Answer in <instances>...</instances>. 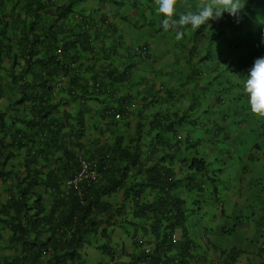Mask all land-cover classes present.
<instances>
[{"label": "clouds", "instance_id": "9594fccd", "mask_svg": "<svg viewBox=\"0 0 264 264\" xmlns=\"http://www.w3.org/2000/svg\"><path fill=\"white\" fill-rule=\"evenodd\" d=\"M69 1L53 0V3L60 6ZM88 3L80 7L83 8L84 24H82L83 18L80 19L78 13L76 16L80 27L90 33L89 51L91 52L86 55L88 58L84 59L82 64L83 69H88L96 76L95 78H99L93 89L96 92L92 97L93 100L85 102L79 98L78 93L75 101L66 102L65 96L60 95L59 90L70 84L69 76L56 73L50 93L52 98L64 100L58 102L54 113L49 115L48 122L55 120L50 128H32L33 134L40 137L39 149L37 143L32 145L20 142L22 136L32 135L31 131L26 129L27 121L32 119V114L24 115L29 105H25L24 109L20 110L16 106L14 109L6 110L2 109L5 105L1 103L0 113L4 114L5 125L0 138L3 143L9 145V159L14 152L10 151V147L16 150L30 147L24 163H30L28 166L31 170H47L48 173L44 178H40L41 180H61V189L65 197L70 190H73L79 199H83L82 203L86 197L87 201L92 200L94 203L92 197L94 192L89 190L101 183L100 169L104 168H99L103 163L99 157L102 152L113 146L114 137L123 133L125 129L126 133L133 134L136 121L143 124L145 129L155 136L156 127H153L150 121L153 123L156 113H160L166 120L164 113L168 110L170 119L166 121L174 122L175 126L179 118L184 117L181 125L176 128L178 136L172 139V147L168 143L166 146L168 151L163 152L160 147L150 144L144 138L139 152L141 164L145 165L144 160L147 159L150 165L160 154H167L178 145L183 153L187 143L199 142L201 147L207 148L202 149L197 156L204 160L210 179L209 183L207 181L202 183L203 195L193 193L197 194L194 205L200 206L207 195L214 197L216 190L218 191L220 169L219 166L215 167L217 165L215 161L226 163L227 157H230L229 147L233 143H238L234 138L240 131L250 132L249 134L253 132L257 135L260 140H255L254 146L259 149L255 147L252 156L264 157V148L260 146L264 144V0H88ZM205 33L215 39L210 42ZM209 45L210 54H208ZM70 52L73 55L76 50L71 47ZM77 53L85 55L83 52ZM76 73L79 75V81L84 71L81 70L79 73L77 69ZM118 79L122 81L118 82ZM123 83L129 87L130 92L137 93L138 97L155 101L152 97L154 95L157 103L143 107L142 113H139V99L138 102L133 101L127 106L129 113L124 119L120 113H116L112 104L107 111L105 107L107 98L100 91L107 88L106 93L112 95L116 103H120L119 89L120 84ZM167 88H171L169 94ZM62 105L64 108L61 111L59 106ZM177 108L180 109L179 112H176ZM18 111H22L23 117L18 119L20 127L14 129L16 124L14 116ZM104 112L106 115L102 117ZM116 123L126 125L124 130L114 126ZM151 128L152 131L149 130ZM243 128L245 130H242ZM186 141L187 143H184ZM19 142L24 146L19 147ZM239 142L243 143L242 140ZM44 145L45 152L29 161L36 154L35 151H41ZM202 152H205L206 156ZM171 154L170 152L169 155ZM209 155L213 159L212 162L207 161ZM107 158L108 156H105L104 161H107ZM8 161L4 165L6 170H9ZM38 162L44 163L39 165ZM62 162L64 164L61 166ZM24 163L21 164V169H24ZM176 164L175 162L174 166H166L174 173L167 179L172 186L167 190L166 197L184 203L180 198L172 196L171 191L183 181L188 192L192 193L186 185V179L195 174L196 170H189L186 164L182 165L180 162ZM48 165H52V170L56 171L58 177L54 176ZM175 167L180 168V172H186L182 181L176 178ZM132 172L129 177L133 175ZM38 188L49 192L53 203L54 191L39 186L28 201V208L38 197L41 211L38 212L37 217L42 215L47 217L52 213V207L50 206L51 208L46 211L42 196L37 192ZM147 189L146 187L143 193ZM121 191L124 195V189L120 188L99 198V204L109 206L107 212L100 215L104 224L115 225L117 221L114 223L111 221L120 218L123 209L129 204L132 206V210L129 211L130 221L123 220V222L130 225L141 219V225L145 222H150L151 225V219L144 221L142 217L132 218L131 201L124 203V198L117 204L111 199V202L108 201ZM143 193L138 199L139 203H147L142 201ZM15 195L18 196L16 192ZM43 211L45 214L42 213ZM58 211H61V208ZM23 212L26 219L21 218L22 228L28 227L31 223L28 219L34 221L36 211L24 208ZM0 215L4 217L5 226L12 231V240L17 243V252L21 255L8 264H39L40 259H46L48 263L56 255V250L48 241L50 233L44 232L43 242L48 244L40 250L36 260L33 253L23 247L27 240H35L36 233L31 231L19 239L17 230L11 229L18 219L13 217L14 209L7 215L6 213ZM153 217L154 214L151 218ZM45 227L49 228V225ZM131 227L134 242L140 244V253L148 262L156 247L154 237L151 240L139 238L137 233L139 228ZM151 232L150 229V234ZM181 239L182 232L178 229L171 235L170 242L174 245ZM185 239L190 241L187 237ZM189 246L188 252H194V244L189 243ZM146 249L149 250L148 253ZM171 251L174 254L169 255ZM171 251L164 253L159 264H179L176 250Z\"/></svg>", "mask_w": 264, "mask_h": 264}, {"label": "trees", "instance_id": "16d2710c", "mask_svg": "<svg viewBox=\"0 0 264 264\" xmlns=\"http://www.w3.org/2000/svg\"><path fill=\"white\" fill-rule=\"evenodd\" d=\"M13 1L12 15H14L10 22L7 21L6 14H0V103H4L5 107L2 109L6 110L14 109L15 106L20 110L21 108L24 109L25 105H29L26 110L32 114V119L27 121L26 129L30 130L32 135L29 137L22 136L20 142L32 145L37 143L36 146L38 147L40 137L33 134L32 128H50L55 120L48 122L47 119L49 115L54 113L57 103L64 100L63 98H52V93H50L56 79V73L69 76L70 84L59 90L60 95L65 96L66 102L75 101L78 98L76 95L78 93L79 98L85 102L93 100L92 97L95 96L96 92L93 89L99 78H95L96 76L88 69H83L82 64V61L88 58L86 55L91 52L89 51L91 48L89 46L91 43L90 33L80 27L76 16L78 13L80 19L83 18L82 24H84L83 8L80 9V7H83L84 3H89L88 0H70L65 5L56 6L53 0ZM74 8L75 11H73ZM15 12H17L16 15ZM9 30L11 31L10 35L8 34ZM205 35L209 37L210 42L215 39H212V36L207 33ZM71 47L76 50L73 55L70 52ZM58 51H60L59 54ZM77 52H83L85 55ZM210 53L209 45L208 54ZM77 69L79 73L81 70L84 71L79 81ZM121 81L122 79H118V82ZM134 86L136 88L135 84ZM106 90L107 88L100 91L107 98L106 110L108 111L112 104L113 109L116 113L121 114L122 119L128 115L127 106L131 105L133 101L138 102L139 99V113H142L143 107L157 103L154 95L152 97L155 101L138 97L137 93L130 92L129 87L124 83L120 84V103H116L112 95L106 93ZM167 92L169 94L171 88H167ZM175 110L176 112L180 111L179 108ZM104 114L106 115V112L101 116L104 117ZM164 115L166 120L170 119L168 110ZM3 116L4 114L0 113V133L5 125ZM166 120L160 113H156L153 123L150 121V124L156 127L155 136L146 130L139 121H136L133 134L126 133V129L124 130L126 125H119V123L114 125L120 127L124 132L115 136L113 146L104 150L99 157L100 161L103 162L99 168H104L100 169L101 183L89 190L94 192L92 193L94 203L92 200L87 201V197L82 203L83 199H79L73 190H70L65 197L61 189V180L47 181L37 178L40 170H31L28 166L30 163H24L25 176L22 177L16 171L6 170L4 165L10 157L9 145L3 143L0 138V182L5 186L4 191H7L10 198L9 202L0 208V214L6 213L7 215L10 210L14 209L13 217H18V219L11 229L17 230L19 239L31 231L36 233L35 240L31 241L28 237L29 240L23 244V247L33 253L37 260L40 250L48 244L43 242V233H50L48 241L56 250V255L47 264H82L79 250L84 246V237L98 232L99 227L105 223L100 215L105 214L109 209V206L99 204V198L123 188L124 203L129 200L133 204L132 218L142 217L144 221L152 220L150 229L156 244L154 253L148 262L141 254L135 264H159L164 253L171 250H176L179 264H186L185 259L191 256L188 252L191 242L185 239L187 237L185 228L186 209L181 201L166 197L167 190L172 186L167 179L174 175L166 166H174L175 162L177 164L180 162L182 165L186 164L189 170L195 169L196 173L186 179V185L192 193H198L199 196L204 193L202 183L205 181L209 183L210 179L204 166V160L197 156L202 151L199 142L189 144L186 141L184 143H187V146L183 153L178 145L175 149H171V155H169L170 152L160 154L147 167L141 164L139 152L140 144L144 138L150 144L160 147L162 152L168 151L166 148L168 143L172 147V139L178 136L176 128L181 125L184 117L179 118L176 126L174 122L169 123ZM149 130L152 131L153 128ZM20 142L18 146H24ZM178 142L181 141L178 140ZM44 147L45 145L41 151H35L36 154L29 161L37 155L41 156L45 152ZM105 156H108L107 161H104ZM130 172L133 174L131 177H129ZM143 176H145L144 179H142ZM39 186L49 188L55 194L52 208L50 207L52 213L47 217L43 215L37 217L38 212L41 211L38 206V197L28 208V201ZM146 187L154 190L157 194L156 198L151 203H139L138 199ZM13 191L18 196L13 194ZM24 208L26 210L34 209L36 213L34 214V221L28 219V222L31 223L28 224V227L22 228L20 222L26 219V215H23ZM59 208L61 211H58ZM119 210L120 208H118ZM42 213L45 214L44 211ZM152 214H154L153 218H151ZM46 225H49V228H46ZM130 225L134 229L139 226L136 223H130ZM178 229L182 232V239L173 245L170 242V237ZM67 234L68 236H66ZM134 244L136 248L141 249L140 244L137 242ZM98 249L102 253L108 254L106 245L98 246ZM261 250L263 253L264 246Z\"/></svg>", "mask_w": 264, "mask_h": 264}, {"label": "crops", "instance_id": "0c3cea01", "mask_svg": "<svg viewBox=\"0 0 264 264\" xmlns=\"http://www.w3.org/2000/svg\"><path fill=\"white\" fill-rule=\"evenodd\" d=\"M13 3L12 0H0V14H6L9 22L14 15H12ZM10 33L9 30L8 34L10 35ZM59 108L62 111L64 106H59ZM24 115L27 116L28 112L25 111ZM14 117H16L14 129H18L20 127L18 119L23 117L22 111L15 112ZM242 130H245V128ZM253 136H255L256 141L260 140L254 133ZM249 140L251 141L250 145L241 144L240 142L230 145L229 156H231L232 151L241 152L243 145H247V153L244 154L245 159H241L235 167L215 161L217 163L215 167L219 166L218 169H220L218 184L220 183L222 187V195L219 197V191L216 190L214 199L217 204L209 210L201 211L198 208L197 213H194V209H187L186 202L189 206L194 207L197 194L188 192L181 180L186 172H180V168L175 167L176 178L180 179L182 183L171 191V195L184 201V208L186 212L189 211L190 216L191 214L200 215L196 216L195 219L189 218L185 223L188 240L194 244V241L190 238L192 235L188 234L187 226L190 230L194 228L193 236L195 241L197 239L200 243V252L192 251L189 254L192 255V258L185 259L186 264H264V252L262 253L261 250L264 246V157L252 156L253 149L256 146H254L255 144L251 138ZM28 149L30 147L21 148L20 150L10 147V151L14 152L7 165L9 170L16 171L20 177L25 176L21 164L27 158ZM201 149L207 148L203 146ZM256 149L259 148L256 147ZM202 154L206 156L205 152H202ZM248 154L249 156H247ZM212 160L209 155L207 161L212 162ZM43 163L38 162L37 164L42 165ZM144 163L147 167V159L144 160ZM63 164L62 162L60 165ZM48 167L52 170V165H48ZM229 167L236 170L235 176L225 175V171ZM52 171L54 176L58 177L56 171ZM39 173L37 177L44 178L48 171L41 170ZM144 178L145 176L142 177V179ZM4 187L0 182V206L9 199ZM37 192L42 196L47 211L52 204L49 192H45L42 188H38ZM13 194H15V191H13ZM155 196L154 190L147 189L142 195V201L152 202ZM212 198V195H207L203 205ZM110 199L114 204L121 203L123 199L122 191L109 198V202H111ZM123 210L120 218L117 217V219L111 221L112 223L117 221L115 225L102 224L97 233L88 234L84 237V246L79 250L82 264H135L136 259L141 254L140 248L135 247L133 230L129 231L131 226L123 222V220L130 221L129 211L132 210V206L128 204ZM3 220L4 217L0 215V264H8L10 261L21 257V255L17 252V243L12 240V231L8 230ZM141 222V219H137L135 222L140 226V229L137 230L138 237L151 240L153 236L150 234V222L142 225ZM229 222L234 224L233 228H229ZM101 245L108 247V254H104L98 249V246ZM172 254H174L173 251L169 252V255ZM46 263V259L39 260V264Z\"/></svg>", "mask_w": 264, "mask_h": 264}, {"label": "rangeland", "instance_id": "374dc122", "mask_svg": "<svg viewBox=\"0 0 264 264\" xmlns=\"http://www.w3.org/2000/svg\"><path fill=\"white\" fill-rule=\"evenodd\" d=\"M252 139V142H254L256 139L255 137L253 136V133L249 134V133H243L242 131H240L238 133V136H236L234 139L239 142V140H242L243 143H246L248 145L251 144V141L249 139ZM262 148H264V144H261L260 145ZM201 147V145H200ZM247 145H243L242 147V150L241 152H237V151H232L231 152V156L230 157H227V161H226V165L227 166H233L235 167L239 161L241 159H245L244 158V154L247 153ZM225 159V158H224ZM236 174V170L234 168H231L229 167L226 171H225V175L227 176H235ZM208 191H211L210 189H208ZM218 196L220 197L222 195V187L221 185H219V189H218ZM201 200V199H200ZM202 201V200H201ZM217 202L215 201L214 197L207 203H204V205L202 204V202L200 203V206H196L194 205V207H191L189 206V204L186 202V205L188 206L187 209H195L194 213H197V209L200 208L201 211H204V210H209L211 209L212 207L216 206ZM199 214L197 215H193L189 214V211L186 212V218H187V221L189 218H193L195 219L196 216H198ZM200 216V215H199ZM234 227V224L232 222H229V228H233ZM129 231H132L133 228L132 227H129ZM139 228V226H138ZM187 230H188V234L189 235H192L190 236L191 240L194 241V244H195V252H200V243L198 242V240L196 239L195 241V238L193 236L194 234V228L193 229H189L188 226H187Z\"/></svg>", "mask_w": 264, "mask_h": 264}, {"label": "built area", "instance_id": "2783aa9c", "mask_svg": "<svg viewBox=\"0 0 264 264\" xmlns=\"http://www.w3.org/2000/svg\"><path fill=\"white\" fill-rule=\"evenodd\" d=\"M148 252H149V250L146 249V253H148Z\"/></svg>", "mask_w": 264, "mask_h": 264}]
</instances>
